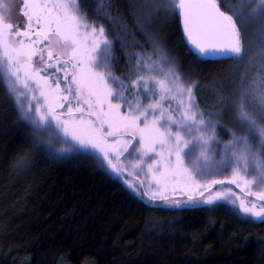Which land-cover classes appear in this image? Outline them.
I'll return each mask as SVG.
<instances>
[{
	"label": "trees",
	"instance_id": "16d2710c",
	"mask_svg": "<svg viewBox=\"0 0 264 264\" xmlns=\"http://www.w3.org/2000/svg\"><path fill=\"white\" fill-rule=\"evenodd\" d=\"M106 2L111 7L99 17L93 15L98 7L93 0H81L80 6L88 22L103 25L114 41L113 74L131 77L139 55H166L165 71L172 66L186 86L198 84L195 101L210 121L209 135L215 125L210 148L216 149L211 154L218 161L209 164L202 179H230L233 164L225 146L231 147L232 133L248 135L249 129L216 120L206 107L213 95L204 89L220 84V101L233 103L245 86L259 82L264 76V24L257 20L241 29L243 60H212L185 42L178 16L146 9L149 0ZM229 3L235 12L256 15L238 0ZM146 19L157 26L155 38L147 32ZM243 66L249 67L247 73ZM57 112L66 113L67 105ZM250 143L260 150L253 138ZM120 160L128 164L133 157L125 153ZM249 173L247 179L254 177ZM148 179L131 167L113 172L98 152L74 147L54 125L51 132L37 129L24 118L14 94L0 84V264H264V222L244 215L231 201L162 205L160 199L142 195ZM221 188L243 194L227 182L211 190Z\"/></svg>",
	"mask_w": 264,
	"mask_h": 264
},
{
	"label": "snow or ice",
	"instance_id": "6c2138e0",
	"mask_svg": "<svg viewBox=\"0 0 264 264\" xmlns=\"http://www.w3.org/2000/svg\"><path fill=\"white\" fill-rule=\"evenodd\" d=\"M93 3L98 5L93 12L97 17L111 7L106 0ZM80 4L81 0H22L26 22L20 31L19 25L7 22L6 7L0 3V84L14 94L24 118L48 132L54 125L74 147L100 153L115 173L128 167L144 172L150 179L142 195L149 200L167 201L166 193L179 189L187 195L185 204L230 200L236 205L238 201L244 215L264 222V203L249 206L246 198L231 189L210 191L213 185L227 182L264 202V76L253 82L254 88L242 89L235 104L237 119L249 134L232 133L231 147L225 146L233 164L231 178L203 180L216 133L212 125V134H208L210 121L198 110L194 92L198 84L186 86L172 66L165 71L167 57L163 54L155 61L151 56L137 58L134 78L114 75V41L103 25L88 22ZM145 7L181 18L188 42L201 55L220 52L243 60L241 29L257 20L264 24V0L245 5L255 16L233 11L229 0H149ZM34 58L43 67H36ZM142 69L147 73L139 74ZM49 70L54 71L48 75ZM249 103L258 108V114L249 111ZM65 105L66 113L57 112ZM33 112L34 116L29 115ZM257 136L260 150L250 143ZM125 153L133 157L132 162L120 160ZM250 168L253 179H247ZM140 184L145 187L144 181ZM254 187L260 190L252 191ZM204 191L210 195L197 199Z\"/></svg>",
	"mask_w": 264,
	"mask_h": 264
},
{
	"label": "rangeland",
	"instance_id": "374dc122",
	"mask_svg": "<svg viewBox=\"0 0 264 264\" xmlns=\"http://www.w3.org/2000/svg\"><path fill=\"white\" fill-rule=\"evenodd\" d=\"M238 1H239V3L242 4V6H245V5L249 4V3H252V0H238ZM3 4L6 7V11L4 12V14L6 16L7 22L12 23L14 26L19 25V30L23 31L24 30V26H25V22H26V18L22 14V8H23L22 0H8L6 3H3ZM137 6H138V9H139L140 5L138 4V2H137ZM249 10L251 11V9H249ZM140 12H142V10H140ZM229 14H231V13H229ZM139 20L141 21L142 18L139 17ZM145 23H147V26H149V29H150V31H147V32H150L152 37H154V38L156 37V34L158 36L157 26L156 25L151 26L150 23L147 21V19H146ZM15 30L16 29L14 28V31ZM32 38L35 39V36L33 35ZM157 42L160 44V39H158ZM38 47H45V45H39ZM153 49H157L156 44H154ZM142 56L143 55H139L138 57L140 58ZM149 56H151L154 61L157 60L154 56H152V54L150 52H148V54L144 55L143 57L147 58ZM45 58H47V54L46 53H45ZM34 60H35V66L36 67H43V65L39 62L38 58H34ZM247 66H249L248 63H247ZM247 66L246 67L243 66L241 68L242 71H244L243 69H245L244 73H247V71L249 69V67H247ZM146 73H147V70L146 69H142L139 74L144 75ZM135 74H136L135 73V65H133L132 66V75H131V77L134 78ZM152 74L155 75L156 72H153ZM255 74H257V72ZM252 84H254V83H251L250 85L245 86V88H248V89L254 88L255 84L254 85H252ZM221 89H222V91H221ZM204 90L208 91L209 94L212 93V95H213L210 98L211 101L207 102L206 107H207L208 111H210V113H214L216 120H222L224 118L225 121L231 122L232 125H234V126L238 125L242 129H248V127L246 125L242 126V124L237 119V114H236V109H235V104H236L237 101H235L233 103H231V101H230V102H226L225 104L220 101L219 96L223 95V88L220 86V84H219V88L214 87V86H212V87H208L207 86ZM238 90H239V88H238ZM231 92L232 91H230L229 93H231ZM73 106H75V101H73ZM84 107H86V105ZM172 107L173 108L176 107L175 102L172 103ZM248 108H249V111H252L254 113V115L258 114V108L254 107L252 103H249ZM77 115H79V114H77ZM63 118H67V117L65 116ZM93 119H94V117H93ZM247 131H249V130H247ZM253 139L255 140L256 144L260 145V148H261V143H260V139L258 138V136L256 138H253ZM215 150L216 149H211L210 148L209 154H210L212 159L208 163L207 167H211V166H209V164H211V162L214 163L215 161H218V159L217 158L214 159V157L211 154V153H213V155H214L215 154ZM254 150H256V149H254ZM211 165H213V164H211ZM250 170L251 169H249V171ZM253 178L254 177H251L249 179H253ZM203 180H205V179H203ZM227 190L228 189H226V188H221V189H218V190L213 189V190H210V191H211V194H215L217 192L227 191ZM166 194L169 196L167 201L159 200V203L162 204V205H165V206L191 205L190 203L189 204L183 203L184 201L187 200V198L184 197V195H186V194L184 192L180 191L179 189H177V191H175V192L169 191ZM209 195H210V192L208 191V192H205L203 194V197L197 196V199H203V198L208 197ZM236 195L240 196L242 199L246 198V203H248L249 206L253 202L257 203L258 206L263 203V202H260V201H256L255 197L247 196L244 193L241 194V195L236 193ZM234 198L235 197H233V199ZM173 201H180L181 203L176 204V203H173ZM238 203L239 202L237 201V205H238Z\"/></svg>",
	"mask_w": 264,
	"mask_h": 264
},
{
	"label": "water",
	"instance_id": "95a60500",
	"mask_svg": "<svg viewBox=\"0 0 264 264\" xmlns=\"http://www.w3.org/2000/svg\"><path fill=\"white\" fill-rule=\"evenodd\" d=\"M223 11V9H221ZM179 24H180V29H181V32H182V35H183V38L185 40V42L189 45V47L199 56H202V57H207V58H210L212 60H217V59H222V58H227V57H230V55L228 54H225V53H220V52H209L205 55H201L187 40L184 32H183V24H182V19L179 18Z\"/></svg>",
	"mask_w": 264,
	"mask_h": 264
}]
</instances>
